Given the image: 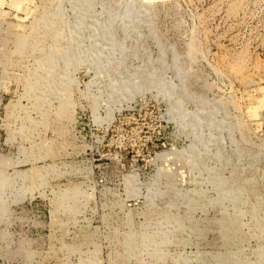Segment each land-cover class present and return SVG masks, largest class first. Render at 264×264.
I'll return each instance as SVG.
<instances>
[{
  "label": "rangeland",
  "instance_id": "rangeland-1",
  "mask_svg": "<svg viewBox=\"0 0 264 264\" xmlns=\"http://www.w3.org/2000/svg\"><path fill=\"white\" fill-rule=\"evenodd\" d=\"M0 264H264V0H0Z\"/></svg>",
  "mask_w": 264,
  "mask_h": 264
}]
</instances>
